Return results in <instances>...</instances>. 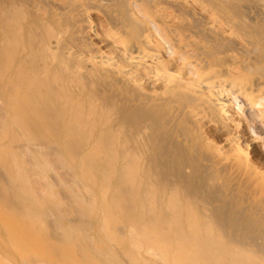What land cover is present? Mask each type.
I'll use <instances>...</instances> for the list:
<instances>
[{
    "label": "bare ground",
    "instance_id": "bare-ground-1",
    "mask_svg": "<svg viewBox=\"0 0 264 264\" xmlns=\"http://www.w3.org/2000/svg\"><path fill=\"white\" fill-rule=\"evenodd\" d=\"M0 264H264V0H0Z\"/></svg>",
    "mask_w": 264,
    "mask_h": 264
}]
</instances>
